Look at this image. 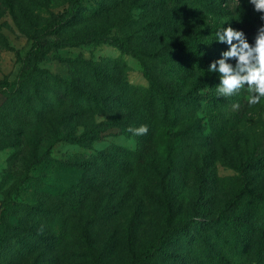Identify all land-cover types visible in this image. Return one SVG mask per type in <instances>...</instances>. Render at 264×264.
Instances as JSON below:
<instances>
[{"label":"rangeland","instance_id":"rangeland-1","mask_svg":"<svg viewBox=\"0 0 264 264\" xmlns=\"http://www.w3.org/2000/svg\"><path fill=\"white\" fill-rule=\"evenodd\" d=\"M73 1L0 0V264H264L256 231L250 248L228 245L235 228L206 230L193 244L242 186L264 191V99L249 105L246 89L220 96L207 71L227 48L216 32L231 25L252 43L264 13L249 0H84L75 35L97 40L52 48L39 69L70 81L71 59H121L130 84L148 88L150 73L186 98L174 126L157 122L148 141L108 135L87 147L55 141L57 90L47 100L42 89L4 84L18 78L34 34ZM63 32L48 39H68L74 27ZM192 38L200 48L177 46ZM117 147L136 156H96ZM228 214L264 227V201L245 198Z\"/></svg>","mask_w":264,"mask_h":264},{"label":"trees","instance_id":"trees-1","mask_svg":"<svg viewBox=\"0 0 264 264\" xmlns=\"http://www.w3.org/2000/svg\"><path fill=\"white\" fill-rule=\"evenodd\" d=\"M83 1H73L74 3L68 13L62 14L58 21L44 25L41 30L34 34L31 50L22 64L18 78L11 84L7 81L4 84L11 86V88L17 85L18 94L42 89V98L47 100L52 97L54 90L59 92L57 105L61 111L57 114L58 121L54 129L55 141H65L88 147L108 135L132 136L133 134L129 133L127 129L139 127L141 124L148 126V132L138 136L148 141L156 129L157 122L164 126L173 127L174 123L171 121L174 122L180 112H184L181 109L186 99L184 94L175 93L164 86L153 84L154 80L150 73H146V77L151 82L148 88L130 84L126 77V63L121 59L104 58L102 61L71 59L68 61L73 68L70 81L39 69L38 63L46 58L52 48L64 47L66 46L65 42H73L71 44L76 45L97 40L91 38L90 35H75L78 24L76 14H79L80 5ZM68 27H74V33L68 39L60 42L48 39L51 36L61 38L63 31ZM98 42H101V39H98ZM112 44L122 50L128 47L127 40L123 38H115ZM199 44L198 40L192 38L179 42L177 46L200 48ZM152 55H157V53H152ZM38 73H41V80L35 78ZM99 115L103 119L98 120L97 116ZM180 128L177 132L178 137H176L180 141H184V124ZM172 143L171 141V145ZM113 151H117L123 157L136 156L134 151L122 147L100 151L96 156L98 159L112 157ZM89 165V163H85L84 167L88 169ZM248 197L262 202L264 201V191L258 193L247 186H242L235 198L229 201L225 209L219 212V218L210 227L207 223L201 226L193 244L203 243L205 237H208L205 236L204 232L212 228L217 230L235 228L237 239L228 240V245L231 247L237 244L241 247L244 245V248H250L248 235L254 231L259 233V236L264 240V227L256 226L246 216H235L234 219L229 217L228 212L239 208L243 199ZM184 237L187 242L190 241L185 231ZM227 262L226 259L222 264H229Z\"/></svg>","mask_w":264,"mask_h":264},{"label":"clouds","instance_id":"clouds-1","mask_svg":"<svg viewBox=\"0 0 264 264\" xmlns=\"http://www.w3.org/2000/svg\"><path fill=\"white\" fill-rule=\"evenodd\" d=\"M249 2L257 12L264 13V0ZM261 19L264 20V16ZM214 41L227 45L226 50L207 68L209 73L217 75V94L229 97L246 89L247 103H260L264 99V24L258 28L252 43L242 30L231 25L218 30ZM127 131L134 136L143 135L148 132V126L141 124L139 127H129Z\"/></svg>","mask_w":264,"mask_h":264}]
</instances>
